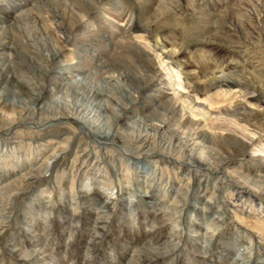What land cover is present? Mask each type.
I'll list each match as a JSON object with an SVG mask.
<instances>
[{
    "label": "bare ground",
    "instance_id": "bare-ground-1",
    "mask_svg": "<svg viewBox=\"0 0 264 264\" xmlns=\"http://www.w3.org/2000/svg\"><path fill=\"white\" fill-rule=\"evenodd\" d=\"M99 1L73 0L74 4L71 8L65 1L56 5L55 0H9L7 4L0 3V104L12 113H16V117L12 116L6 123L0 124V130H4L3 145L5 143V146L17 145L19 150L20 146L25 144L24 140H30L29 137L31 140H44L43 138L46 137L48 141H45L47 144L43 148L52 146L51 152H48L49 155L44 157L40 164L14 176L9 184H4L3 188L20 186L25 181L31 185L40 182L50 168L53 170L52 167L57 171L61 169V173H65L67 156L64 157L59 152L65 151L77 132L70 133L66 130V126L61 125L63 123L60 122L63 121L59 120L72 119L91 137V147L94 148L88 150L78 143L73 153L70 171H79L81 176L88 174L100 162L98 159L100 151L104 158L109 156L108 152L103 151L106 149L103 148L104 146H112L111 151H113L115 147L120 148L119 145L125 148L123 154H136L141 158L140 161H145L142 163L135 161L132 164L137 185L140 184L139 178L142 177L137 170L152 168L148 170L153 176L151 178L160 179V182L168 185H177V188L170 191L171 195L176 194L177 191L183 192L184 197L187 193L192 194L191 198L194 202L188 201L189 198L187 201L185 198L172 200L169 207L179 217L187 211L197 213L198 225H193L198 231L195 232L196 238L208 234L202 228L205 217L200 211L206 214L214 212L218 216L212 218L213 232L218 231L228 222V225L242 229L241 235L242 232H248V235L245 234L246 240L254 243L255 254L263 257L264 96L260 87L264 83L256 81L255 89L250 90L255 95H250L245 92L249 90L245 83L249 82L248 76L244 78L242 75L239 82L241 86H238L236 81L230 80L225 74L233 70L235 65L233 60L226 61L202 47L182 46L164 30L163 33L151 34V38L133 36L132 34L138 31L135 24L125 21L124 14L119 13L116 8L107 9L103 12L105 16L97 14L98 18L94 17L96 7L101 5ZM141 13L147 15V9L142 8ZM159 13L154 15L153 12L152 15L148 13L147 17L142 16L143 19H148V27L164 24L163 20L157 23L162 18L159 17ZM28 15L42 23L46 22L59 39L55 47L44 46L48 52L44 66L30 64L32 66L28 71L34 72L37 79L32 75L38 84V87L34 86L36 90L33 88L31 91L25 79L18 78V73L16 75L15 72V65L22 63L18 60L23 57L22 50L16 44L15 35L21 27L22 20ZM141 32H144V29H141ZM30 37L22 40L21 44L31 56L37 39ZM46 37L48 36H45L47 42ZM42 40H40L41 44ZM138 40L145 44H141ZM64 52H67V55L63 59ZM39 59L36 58L37 62ZM72 73L82 74L83 78L92 80L94 84L95 81L105 80L124 94V102L121 98V104L118 103L119 105L116 106L115 102L112 103L117 109L110 108L111 123L97 127L98 125L93 126L91 120L86 119L87 115L77 120L69 117L71 115L61 109L53 110V106L58 104L53 98L61 92L64 88L63 82L69 81V75ZM97 84L99 86L98 82ZM101 91L97 87L91 91L93 93H90V96L93 94L95 97L103 96L104 93L102 94ZM14 93L31 96L29 100L33 109L28 107V110L18 109L14 104L8 103V97L11 94L15 96ZM109 94L111 93H108V96ZM199 99L205 105L198 103ZM104 100L108 101L106 98ZM220 102L225 105L219 106ZM130 123L136 126L142 123L145 128L133 133L130 132ZM23 125H36L40 128L42 126L44 129L23 132L24 130H20ZM65 130L63 136L57 137ZM95 148L101 150L96 151ZM43 151L44 149L40 150V154ZM19 152L23 151L19 150ZM113 157L114 159L110 160L112 164L122 162V156ZM35 162L36 158L29 159V157L21 161L13 159L9 167L12 169L21 163L20 166L23 165L24 168L26 164ZM126 162L127 159H124L123 163ZM27 190H31V186ZM94 191L91 192L87 188L78 191L76 189L70 198L80 204H83L84 199L89 205L99 203L95 209H105L107 197L102 198L101 192ZM148 193L145 198L133 203L142 211L138 220L142 221L143 218L150 217L155 222L151 232L140 228L130 230V223L126 219L128 216L124 214L134 215V212L125 209L127 205L125 199L117 198L114 202L118 214L109 222V228L103 229L105 226L100 219L107 217L104 214L99 215L100 210L94 212L92 209L91 215L94 214V217L89 218V212L81 208L83 213L81 217L78 216L79 227L75 234L76 239L66 244L55 241V234L62 231L64 221L68 219L65 210L63 209L59 218L56 214L58 211L51 218L50 223L55 221L59 224V227L56 226L58 229L55 230L48 226V221L43 222L36 217L37 213L43 212L42 206L38 205L40 207H34L33 211L26 212L28 216L22 218L23 227L18 233V238L8 236L6 239H10L3 247L0 240V264H4L2 258L7 255L6 253L13 255L12 264H247L249 262V258L245 261L233 256L236 254L234 243H217L209 251L201 246L198 247L197 244L191 246L189 250L186 249L183 238L178 240L180 233L177 231L176 222L168 223L159 213L160 210L147 213L146 203L142 200H154L158 195L150 188ZM205 194H208V197H205ZM15 195L16 193L12 197L15 198ZM130 203L132 202L130 201L128 206ZM244 208L248 212L247 215L243 213ZM14 212L13 207L9 206L4 215H1L0 239L2 235H8L11 228L9 219L14 217ZM33 213L35 216L32 215ZM88 218L91 224H87ZM38 224L40 227L35 229ZM31 229L34 231L29 234L27 231ZM86 231H90L88 237L85 235ZM96 234L101 235L91 241L92 244H86L85 240L95 238ZM173 237L174 240L169 242ZM68 238L70 239V235ZM147 239L151 240V244L150 242L142 244ZM45 240H48V243H45ZM2 249L9 252L4 250L2 252Z\"/></svg>",
    "mask_w": 264,
    "mask_h": 264
},
{
    "label": "rangeland",
    "instance_id": "rangeland-1",
    "mask_svg": "<svg viewBox=\"0 0 264 264\" xmlns=\"http://www.w3.org/2000/svg\"><path fill=\"white\" fill-rule=\"evenodd\" d=\"M63 1H65L66 4H68V7L70 8L71 6H73L72 4H74L73 0H55V4L57 5ZM8 2L9 0H0V3L2 4H7ZM32 3L35 4L34 1H32ZM99 3H101V5L96 7V12H95L96 16L94 15V17L98 18L97 14H100L102 16L103 12H105L107 9L109 10L110 8H116L119 13L122 12L124 14L125 21H130L131 23L135 24L136 29L138 31L132 34L133 36H143V37L151 38V34L156 35L157 32L163 33L164 31H166L169 32V37H171L173 40H175L176 43L182 46H188L194 48L202 47L204 49L209 50L213 55L224 58L226 61H228V59L233 60V62L235 63V65H233V70L227 71L229 73L226 72L225 74L228 75L230 80L236 81L235 83L238 86H241L239 83L241 80V76L243 75L244 78L248 76L247 78L249 79V82L247 81L245 83H247L246 87L249 90H246L245 92L249 93L250 95H255L254 93H251L250 90L255 89L256 81H262L264 83V0H100ZM142 8H144L145 10L147 9V15L148 13L151 14L153 12L154 15H158V13L160 12L161 14L159 13L160 15L159 17L162 18H160L157 21V23L160 20H163L164 24L162 26H157L156 24L148 27L147 26L148 19L142 18V16L147 17V15H145L146 13L145 14L141 13ZM103 16H105V14H103ZM46 25H47L46 22L42 23L38 19L32 18V16L28 15L26 19L22 20L21 27L19 28V31L15 35L16 41L18 42V43L16 42V44L19 47V49L22 50L21 54H23V57H20L18 60L19 63L20 61L22 63L18 64L19 66L17 64L15 65L16 66L15 72L16 75L18 73L17 75L18 78L20 77V79L22 80L25 79L24 81L27 83L30 91L33 88L34 90H36L38 84L36 83L37 76L34 74V72L28 71L29 68L32 65L44 66V61L46 60V58L48 59V54H47L48 52L46 51L47 48L45 49L44 46L50 48L57 46L56 44L59 43V39L56 38L57 36L54 34L51 28L48 27V25L47 26ZM141 29H144V32L140 33ZM41 35L43 37H41ZM26 36L32 39H37V42L35 41L34 44L35 49H33L34 51L32 54L33 56L32 55L30 56L31 53L28 52V50L24 49L21 44V41L27 38ZM45 36H48L46 37L47 42L45 40ZM155 37L154 39L152 38L153 41L155 40ZM40 40H42V44ZM139 42H141V44L142 43L145 44V42L143 41H139ZM151 42L152 41H150V43ZM39 43L42 47L39 46ZM64 53H63L64 55L63 59L66 57L65 55H67V52ZM24 57H27L29 59ZM39 57H41L42 60L41 58L39 59ZM36 58L40 60V61L38 60V62L40 63L37 62ZM35 60L37 63L34 62ZM27 62L29 63V65ZM229 63L231 64V62ZM30 64L32 65L30 66ZM20 67L22 68V71ZM247 71L249 73L251 72L250 75H248L249 73ZM28 72H29V77H28ZM32 74L35 75L34 77L36 79L33 77ZM74 74H76L77 76L73 75V73L70 74L69 75L70 80L69 81L66 80L63 82L64 88L61 90V92L57 94L58 96L56 95L53 98L55 101L58 102V104L56 102L57 104L56 106L55 105L53 106V110L54 108L56 111H59L61 109V111H64L69 115H71L69 117H72L73 119H77V120H79V118L82 119L81 117H85L87 115L88 117L86 116V119L91 120V122L94 124L93 126L98 125L97 127H100L101 125L106 126L107 124L111 123L112 120H110V118H112V112H111L112 110L110 108L113 109L115 108V106H113L112 103L115 102L114 105L116 106L121 104L120 102L121 98L124 102L125 100L124 94H122L120 90L116 89V87L112 85V83L109 82L107 83V81L105 80L102 81L101 79V81L100 80L95 81L94 84L92 80L89 79L87 80L85 79V77L83 78L84 75L82 74L79 75L77 73ZM88 82L89 84H87ZM97 82L99 83V86ZM102 82L105 83L106 85L103 84ZM250 83H252L253 85L251 86ZM35 85L36 87H34ZM82 86L84 87L82 88ZM89 86H91V88ZM97 87L99 90H102L101 93L102 92L104 93V94L102 93L103 96L95 97V94L92 95L93 97L90 96V93H93L91 91L97 89ZM260 89L264 96V85L261 86ZM108 93L111 94H109L108 96ZM19 94L20 93L18 94L14 93L15 96L11 94L8 97V103H10L11 105L14 104L16 107H18V109L28 110L27 107L29 109H33L31 100H29L31 99V96L29 97V95L26 94H20V95ZM12 98H17V99L12 100ZM105 98L108 101H105L104 100ZM197 102L198 103L200 102L201 104L205 105V103L200 101V99L197 100ZM223 105H225V103H221V102L219 103V106H223ZM12 116L16 117V113L15 112L12 113V111L5 109V107H3L2 104H0V124L2 125L6 123V121L10 120ZM64 119L65 118H60L59 121H63L60 122L63 123L61 125L64 127L66 126L65 127L66 130L69 131L70 133L74 134L75 132H77L74 135L75 138L72 139V141L68 144L65 151H63L62 153L59 152L60 154H63L64 157L67 156V163L65 162L67 164L65 165L67 166V169L66 171H64L65 173H61L62 172L61 169L57 171V169L55 170V168L52 167L53 170H51L50 168L48 170V174L46 173L48 176L45 174L44 177L41 178L40 182L33 183L32 185L28 181H25L21 183L20 186H8L7 188H3L4 184H9V181H11V179L14 176H17L18 174H22V172H25L24 171L25 169H31V168L33 169L35 166L41 163L44 157L49 155L48 152L50 151L51 149L50 147L52 146H47L46 147L47 149L43 148V146L47 144L45 141H48L47 140L48 138L45 137L43 138L44 140H31V137H29L30 140L23 141V143L25 142V144L21 143L23 145L20 146L19 150L23 152H19L17 145L5 146L6 143L5 145H3L4 135L2 133H4L3 132L4 130L3 131L0 130L2 131L0 133V220L1 217L4 215V213L6 212V208H8L9 206L13 207L15 211L14 217L9 219L10 221L9 225L11 228L8 232V235L6 236L2 235L0 239L2 244L1 247L6 245V242L8 241V239H10V238L6 239L8 236L12 238H18V233L23 227L22 218L25 217V215L28 216L26 212L33 211L32 209H34V207L42 206L41 209H43V212L41 211L37 213L36 217L40 218V220H43V222L48 221V226L55 230L58 229L57 227H59V224H56L55 221L50 223V220L54 216V213L58 211L56 214L57 217L59 218L60 215L62 216L61 213L63 209L65 210V215L68 216V219L64 221V227L62 231H59L58 233L55 234V238H56L55 241L61 244L70 243L72 240L76 239L75 234L79 227L78 216L81 217V213H83L82 210H80L81 208L89 212L90 214L89 218L94 217V214L93 216L91 215L92 209L94 210V212L95 210L96 211L100 210L99 215L104 214L105 217H107V219H100L101 223H103V225L105 226L103 229H107L110 227L109 222L111 220L113 221L112 219L113 216L118 214L117 211L115 210L116 208L114 202L117 200V198H119V200L125 199L126 200L125 203H127V205H125V209L129 211L132 210L134 212V215H132V213L130 214L123 213L124 215L128 216L126 217V219L130 223V230L140 228L144 231L146 229L147 232H151L153 230L151 228L154 227L155 222L150 217L143 218L142 221L138 220V216L142 215V211L138 208V206L134 204L136 203L137 200H140V198H145V196L149 194L148 188H150L154 192L158 193V195L154 200L151 199L142 200L143 202L146 203L147 213L153 211L157 212V210H160L159 213L162 214L165 219H167L168 223H171L173 221L176 222L177 223L176 225H178L177 231L180 233L178 240L179 239L182 240L183 238V243L186 244L185 246L186 249L189 250L191 249V246L197 244L198 247L201 246V248L208 249L207 251H209L213 249L217 243L229 242V243H234L236 245L235 248L236 254H233V256L236 257L237 259H245V261H248V259L246 258H249V262L247 264H264V255L263 257H258V255L255 254L256 245L246 240L247 239L246 235H248V232H242L241 235L240 231H242V229H236L235 227L228 225V222L222 225V227H220L218 231L213 232L212 230L214 228L211 226L212 218L214 216H218V214H215L214 212H211L210 214H206L204 211L201 210V207H200L201 210L200 212H202L203 216L205 217L203 223L204 227L202 228L204 232L207 231L208 234L201 237L197 236L196 238L195 235L197 234L195 232L198 231L197 228H195L193 225L194 224L198 225V219L196 215L197 213L193 211H187L186 213L181 215V217H179L173 212L172 208L169 207L170 206L169 204L171 203L172 200H180V199L183 200L184 198L186 199V201L188 198H189L188 201L192 200L191 198L192 194L187 193L184 197L183 192L177 191L176 194L171 195L170 191L177 188V185H170V184L168 185L164 182H160V179L156 180L157 178L156 179L151 178L153 176L150 175V171L148 170L152 168H147L145 170H141V169L137 170L142 176L141 178H139V180L141 181L140 184L137 185V182H135L134 180V177L136 175L134 172L135 169L132 167V164L135 163V161L137 163L138 162L142 163L145 161H140L139 159L141 158L138 157L136 154L135 155L123 154L122 152L125 150V148L119 145L118 147L120 148L115 147L113 151H111L112 146L103 147L106 149L105 150L102 149V150L108 152L109 156L107 158L103 157V154H101L102 151H100L101 149L98 150L99 148H95L97 149L96 151H100V157L98 158L100 159V162L99 163L96 162L97 166L96 168L91 170L92 173L89 171L88 174L81 176L79 171H75V170L70 171L71 160L73 159L74 156L73 153L76 150L77 144L78 143L82 144L83 148H86L88 150L93 149L94 147L93 148L91 147L92 146L91 137H89V135L85 132V130L81 129L80 125L76 121L72 119L66 121ZM141 124L139 125L140 126L139 127L138 125L136 126V124L133 125L130 123V132L137 133L139 131H142L145 128V126L143 124L141 126ZM22 127L23 128H21L20 130L21 131L24 130L23 132H31V131L36 132L37 130L42 131V129H44V127L41 126L40 128V126H36V125H28V126L23 125ZM66 130L61 131L57 135V137L63 136L64 133H66ZM43 149L44 151L40 154V150ZM257 154L260 155L259 153ZM113 156H122V162L116 165L112 164L110 160L114 159ZM28 157L29 159L36 158V162L30 165L26 164L24 168L23 165L20 166L21 165L20 163V165L14 166L15 170L14 168L11 169L9 167V164H11L10 162H12L13 159L17 161H21V159L24 160L25 158ZM262 157L264 158V155ZM124 159H127L126 163H123ZM145 172L148 173L145 174ZM9 173L11 174V177ZM104 179H106V181ZM30 186H31V190H27L28 187ZM11 187L14 188L12 189ZM82 188L90 189L91 192H93L94 190L101 192L103 195V196L101 195L102 198L107 197L106 208L95 209L96 207H98L99 203H94V205H89V203L85 199L83 204L82 203L80 204V202L77 201L74 202L73 199L70 198L71 195L73 194V191L76 189L78 191V189H82ZM92 188L95 189L92 190ZM15 193H16L15 198H13L12 195H14ZM205 197H208V194H205ZM205 197L204 199H206ZM130 201L132 203H130V206H128ZM45 211H48L46 212L47 214L45 213ZM243 213L244 214L246 213V215L248 213L246 212L245 208L243 209ZM34 214L35 213H33L32 215ZM89 218L87 224H91L89 222L90 221ZM95 221L96 220H93V222ZM37 227L39 228L40 224H38L35 227V229H37ZM41 228L43 229L42 226ZM33 231L34 229H31L28 230L27 232L31 234V232ZM89 232L90 231L85 232L86 237H88ZM68 235H70V239L68 238ZM99 236H97L96 234L95 238H88V240H85L86 238L85 237L84 240L86 241V244L87 243L92 244L91 241L98 238ZM173 240L174 237L170 238L169 242H172ZM175 241L177 242V240ZM148 242H150L151 244V240L148 239L142 244H146ZM45 243H48V240H45ZM161 243H165V242H161ZM3 250L4 249H2V252ZM4 251L9 252L8 250H4ZM262 253L264 252L262 251ZM6 254L7 255L2 258L4 259L3 261L4 264H12L11 261L13 259V255L8 253ZM0 260H1V254H0ZM65 263H67V261H65Z\"/></svg>",
    "mask_w": 264,
    "mask_h": 264
}]
</instances>
